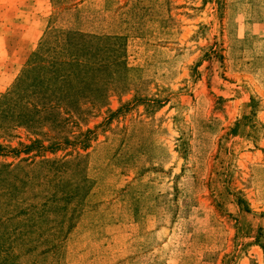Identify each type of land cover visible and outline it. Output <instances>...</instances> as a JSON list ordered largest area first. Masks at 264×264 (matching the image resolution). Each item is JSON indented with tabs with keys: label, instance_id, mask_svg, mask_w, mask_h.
<instances>
[{
	"label": "rangeland",
	"instance_id": "obj_1",
	"mask_svg": "<svg viewBox=\"0 0 264 264\" xmlns=\"http://www.w3.org/2000/svg\"><path fill=\"white\" fill-rule=\"evenodd\" d=\"M71 30L118 40L125 67L23 125L3 96ZM0 145L67 162L0 191V264H264V0H0Z\"/></svg>",
	"mask_w": 264,
	"mask_h": 264
},
{
	"label": "trees",
	"instance_id": "obj_2",
	"mask_svg": "<svg viewBox=\"0 0 264 264\" xmlns=\"http://www.w3.org/2000/svg\"><path fill=\"white\" fill-rule=\"evenodd\" d=\"M63 34L66 36L64 42L59 41L50 46V41L45 39L41 43L40 47L31 54L19 85L3 96V99L6 100L5 103L10 102L13 106L19 108V117H25V122H22L23 125L41 124V121L46 119L41 118L40 115L49 116L56 108H65L67 106L73 108V110H81L84 107H81V100L95 103L93 96L86 94V92L91 90L88 88H91L93 82L97 81L96 75L99 71H104L105 67L110 65L125 67L126 63L121 53L122 44L116 39L117 37H112L117 40V42H114L117 43L115 47L113 42L108 45L102 40L101 36L82 32V30L63 31ZM95 41L98 46L92 48V43ZM66 51L67 55L64 54ZM108 51L110 53L113 52L114 55L106 61L107 58L104 57V54ZM24 78L25 81L23 82ZM17 93H19V98L15 99ZM101 95L97 96V102L104 101ZM118 110L112 112V115H116L119 112ZM54 120L55 117H53ZM90 134H93L92 130H86L78 134V137H85L84 140L83 138L80 140L82 141L80 144L81 148L86 149L89 147L92 139ZM93 136L91 135V137ZM64 141L67 142L68 138H64ZM35 145H41V149L46 148L42 146L39 140H35L29 145H23L25 153H30ZM52 145L57 147L58 143L55 142ZM2 149L3 146L0 145V156L4 155ZM11 151L18 153L17 150ZM78 157L80 159V156ZM32 165L34 166L33 168L29 167ZM66 165L67 162L49 160L48 158H43L37 162L28 161L25 166L0 162V175H5L0 178L1 196L4 193L11 196L12 190L16 188V182H12L10 177L13 176L18 168H21L25 173V177H27L25 183H28L27 181L31 177L38 181L47 179L48 183H50L55 178L53 171ZM43 168L46 170L45 173L42 172ZM31 172L36 174L30 175L32 174ZM69 184L70 190L66 191L65 197L55 198L56 201L57 199H64L68 202L72 199L71 192L79 186L80 181H72ZM73 186L74 188H72ZM15 198L16 196L14 195L11 199ZM20 213L24 214L23 212ZM30 214L31 216H37V214L40 215L41 213L36 214L34 210H31Z\"/></svg>",
	"mask_w": 264,
	"mask_h": 264
}]
</instances>
